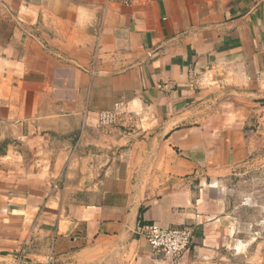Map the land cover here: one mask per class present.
I'll return each instance as SVG.
<instances>
[{
    "label": "crops",
    "instance_id": "crops-1",
    "mask_svg": "<svg viewBox=\"0 0 264 264\" xmlns=\"http://www.w3.org/2000/svg\"><path fill=\"white\" fill-rule=\"evenodd\" d=\"M120 100L135 123L100 128ZM253 115L261 129L264 0H0V217H39L0 225V251L169 264L139 231L156 224L194 229L180 264H264L219 189L264 144Z\"/></svg>",
    "mask_w": 264,
    "mask_h": 264
},
{
    "label": "rangeland",
    "instance_id": "rangeland-1",
    "mask_svg": "<svg viewBox=\"0 0 264 264\" xmlns=\"http://www.w3.org/2000/svg\"><path fill=\"white\" fill-rule=\"evenodd\" d=\"M223 73L224 71L221 70L216 74H211L208 83H216L217 79L222 78ZM223 102L225 100L217 105L219 109L225 108ZM252 120L253 123L250 128L259 131L261 138L264 136L262 134L264 133V125L259 129L260 125L257 123L255 115H253ZM263 151L264 144L262 143L246 162L236 168L233 176L219 185V189L227 199L228 220L235 225L239 236L248 239V241L253 239L264 241V162L261 159ZM38 218L35 211L31 210L24 215L15 214L0 217V225H11L16 231L25 228L26 231L31 232L37 224ZM21 252L22 250L17 252L15 249L0 251V264H14L12 257Z\"/></svg>",
    "mask_w": 264,
    "mask_h": 264
},
{
    "label": "built area",
    "instance_id": "built-area-1",
    "mask_svg": "<svg viewBox=\"0 0 264 264\" xmlns=\"http://www.w3.org/2000/svg\"><path fill=\"white\" fill-rule=\"evenodd\" d=\"M120 3L128 5L130 0H106V5ZM151 56V53H148ZM98 54H94L89 73L95 75ZM138 114L130 109L129 103L120 100L114 106L96 113L100 128H113L121 125H133ZM140 234L154 252L162 255L169 264H180L181 258L188 254L195 241V232L191 227H161L156 224L143 226Z\"/></svg>",
    "mask_w": 264,
    "mask_h": 264
},
{
    "label": "trees",
    "instance_id": "trees-1",
    "mask_svg": "<svg viewBox=\"0 0 264 264\" xmlns=\"http://www.w3.org/2000/svg\"><path fill=\"white\" fill-rule=\"evenodd\" d=\"M247 129H248V128H247ZM248 130H250V128H249Z\"/></svg>",
    "mask_w": 264,
    "mask_h": 264
}]
</instances>
